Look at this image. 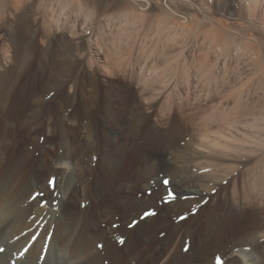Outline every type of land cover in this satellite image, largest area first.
I'll return each mask as SVG.
<instances>
[{
  "label": "rangeland",
  "instance_id": "rangeland-1",
  "mask_svg": "<svg viewBox=\"0 0 264 264\" xmlns=\"http://www.w3.org/2000/svg\"><path fill=\"white\" fill-rule=\"evenodd\" d=\"M11 1L6 0L0 9V179L10 177L17 182L16 188H20L34 176L39 184L53 190L59 180L55 162L63 153L77 151L81 153L78 167L86 180L84 193L91 192L96 175L101 180L106 178L103 181L111 187L108 196L114 210L124 198L126 187L137 181L138 170L129 177H119L116 170L123 168L125 156L137 148L140 136L127 141L128 129L120 127L115 117H146L143 131L155 132L160 128L162 147L175 144L181 152L189 140L198 137L196 123L204 122L206 117L236 118L243 123L242 126L238 124L237 134L235 128L221 119L205 121L213 128L223 126L227 134L235 133L244 145L253 131L258 139L255 153L236 152L239 161H226L227 165L241 162L234 176H221L220 180L215 177L214 181L224 180L222 196H232L231 188L237 184L239 190L235 197L246 199L250 214L256 217L259 225L264 223V201L259 192H252L251 188L254 176L255 183L264 182V145L261 144L264 142V0H178L171 6L173 11L193 16L185 23L165 3L162 8L150 9L139 6L134 0L113 1L106 8L107 14L145 13L139 18L141 21L137 19L133 24L134 39L126 40L122 49L127 60L123 64L111 56L105 60V53L103 57L90 56L88 49L89 42L96 37L102 38L98 33H104V40L112 45V29L115 31L119 23L126 22L123 17L117 19L112 29H104L96 20L90 22L83 17L84 27L77 34L71 32L70 23H66L63 31L53 28L49 32L45 25V4L33 5L21 0L19 8H14ZM166 14L169 16L166 29L159 36V19ZM129 23L132 27V20ZM173 25L171 30L169 27ZM180 25L186 29L183 31ZM228 41L230 44L226 48ZM246 44H249L247 48ZM142 66L144 74L164 67L169 72L166 71V79L147 89L144 95L137 91V87H141L137 72ZM210 74L214 76L209 81ZM187 78L190 85L186 83ZM78 117H84L80 126H77ZM86 117H111L106 125L116 129L118 134L106 144L104 136L108 129L94 120L92 126ZM157 117L169 119L159 122ZM168 129L175 136H163ZM175 137L177 143L171 142ZM69 164L72 169L76 167L75 160ZM77 182L80 181L77 179ZM152 190L127 194L148 196ZM40 193L45 194V191ZM67 205L74 212L87 213L89 218L98 212L92 200L84 206L78 200ZM114 216L117 217L115 222L121 224L123 217ZM105 226L106 223H102L99 230ZM117 251L114 250L113 255Z\"/></svg>",
  "mask_w": 264,
  "mask_h": 264
},
{
  "label": "bare ground",
  "instance_id": "bare-ground-1",
  "mask_svg": "<svg viewBox=\"0 0 264 264\" xmlns=\"http://www.w3.org/2000/svg\"><path fill=\"white\" fill-rule=\"evenodd\" d=\"M27 1L33 5L45 4L47 7L45 25L49 32L53 28L63 31L67 28L66 23H70L71 32L77 34L84 27L81 23L83 17L90 22L96 20L104 29H112L114 23H118L117 19L123 17L126 22L119 23L118 28L115 26L116 32L112 29V45H108L104 40V33H98L102 38L96 37L88 44L90 56L103 57L102 53H105V60L111 56L122 64L127 62L122 49L135 33L133 24L145 15L144 12H136L132 8L133 12L127 11L119 16L107 14V9L113 1L119 3L121 0H111L112 2L110 0ZM177 1L134 0L139 6L150 7V9L162 8V3H165L166 7L172 11L171 6L176 5ZM5 2L6 0L4 4L0 3V9L5 6ZM20 3H22L21 0L11 1L14 8H19ZM173 13L183 23L187 22L188 17L193 19L192 15L187 17L175 11ZM62 16L65 20H62ZM204 16L213 23L219 24L208 15ZM168 19L167 14L159 19V36L166 29ZM130 20H132V27L129 26ZM173 27L174 25L169 28L172 30ZM180 27L183 31L186 29L184 25ZM229 44L230 41L226 42L225 47L228 48ZM248 46L249 44H246V48ZM166 71L164 67L162 70L156 69L152 73L144 74V66L140 67L137 73L140 75L141 87L140 89L137 87V91L144 95L147 89L153 88L157 82H162L168 72ZM213 76L210 74L209 81L213 79ZM186 83L190 85V79L187 78ZM79 118L77 126L83 124L84 117ZM86 118L90 119L92 126L94 120L108 129L104 136L106 144H110L118 134L116 129L106 125L111 117ZM145 118L115 117L120 127L128 129L127 141L140 135L137 148L125 156L123 165L119 163L123 168L116 170L119 177H129L133 175V172L136 173L135 170H138L139 175L133 185L126 187V194L117 203L118 207L114 209L115 211L108 196L111 192L110 186L108 187L103 181L106 178L101 180V177L96 175L90 187L91 192L84 193L83 187L86 186V180L83 179L84 172L80 169L81 167H78L81 153L77 151L73 153L67 151L55 162L54 169L59 174V180L53 190L39 184L34 176H31L20 188H16L17 182H13L10 177L0 179V264H264V229L262 230L264 223L259 225L256 217L250 214V205L245 203L246 199L235 197L239 190L237 184L231 188L232 196H222L220 193L224 188L222 185L224 180L214 181L215 177L220 180L221 176L235 174L241 162L227 165L226 161H239L235 155L236 152L248 151L251 155L255 153L258 142L255 138L256 134L251 131L247 144L244 145L243 140L236 135L239 133L238 130L240 131L238 124L240 123L241 126L243 124L239 120L229 117H206L205 120L212 122L218 119L223 120V123L226 122L224 124L235 128L236 134L230 131L227 134L223 126L213 128L208 121L204 120L195 124L198 137L189 140L181 152L175 144L162 147L160 128H155V132L143 131ZM157 119L163 122L169 117H157ZM250 125L255 126L253 122H250ZM163 136L175 135L168 129L164 131ZM175 141L176 137L171 142L175 143ZM261 144L264 145V142ZM71 160L76 162L74 169L69 164ZM165 174H168L170 179ZM77 179L80 182H77ZM251 180L253 191L250 189V192H259L264 201V182L256 181V184L255 176ZM142 189L154 190L148 196L145 193L143 195L135 193L130 196L127 194L131 191L140 192ZM40 191H45V194L41 195ZM173 191L176 193V198L172 196ZM73 200H78L81 206L86 205L88 200H92L97 204L98 212L92 217L90 215V218L86 215L87 213L74 212L67 205ZM167 201L173 202L168 204ZM148 208H155L158 215L140 222L135 228H130L129 223ZM180 214L186 215L188 219L176 222L174 218ZM114 215L123 217L121 224L115 222L117 217ZM102 223H106V226L99 230ZM161 233L167 235L161 236ZM121 237L125 240L121 241ZM185 241L190 244L187 252L184 251ZM114 250L118 251L113 255Z\"/></svg>",
  "mask_w": 264,
  "mask_h": 264
},
{
  "label": "snow or ice",
  "instance_id": "snow-or-ice-1",
  "mask_svg": "<svg viewBox=\"0 0 264 264\" xmlns=\"http://www.w3.org/2000/svg\"><path fill=\"white\" fill-rule=\"evenodd\" d=\"M169 184H170V182H169ZM172 196H173V198H176V193L174 191L172 192ZM172 202L173 201H167L166 203L171 204ZM198 210L199 209H197V211ZM157 215H158V213L155 210V208L145 209L134 219V221L130 222L128 226L130 228H135L140 222L146 221L150 217H155ZM174 219L176 222H183V221H186L188 219V217L186 215L180 214L179 216H176ZM166 235H167L166 233H161V236H166ZM124 240H125L124 237H121V241H124ZM101 247H102V245H101ZM189 247H190L189 242L185 241L184 251L187 252L189 250Z\"/></svg>",
  "mask_w": 264,
  "mask_h": 264
}]
</instances>
